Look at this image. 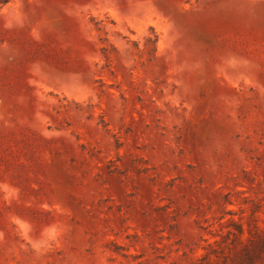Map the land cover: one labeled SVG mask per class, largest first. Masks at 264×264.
<instances>
[{
    "label": "rangeland",
    "instance_id": "obj_1",
    "mask_svg": "<svg viewBox=\"0 0 264 264\" xmlns=\"http://www.w3.org/2000/svg\"><path fill=\"white\" fill-rule=\"evenodd\" d=\"M0 264H264V0H0Z\"/></svg>",
    "mask_w": 264,
    "mask_h": 264
}]
</instances>
